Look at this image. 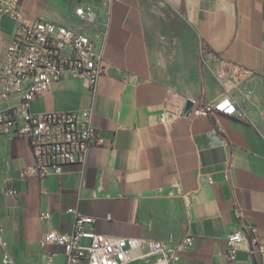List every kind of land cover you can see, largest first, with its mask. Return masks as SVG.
<instances>
[{"label":"crops","instance_id":"0c3cea01","mask_svg":"<svg viewBox=\"0 0 264 264\" xmlns=\"http://www.w3.org/2000/svg\"><path fill=\"white\" fill-rule=\"evenodd\" d=\"M27 22L79 28L91 6L93 31L107 28L111 63L94 90L64 77L32 101L35 113L92 108L103 139L86 163L60 174L23 176L28 139L0 136V227L19 264H67L64 246L43 243L71 231L74 206L100 233L160 239L181 264H264V0H20ZM20 22L0 16V62ZM248 68L251 72H244ZM226 72V80L219 73ZM230 93L235 115L195 114ZM15 187L17 195L6 191ZM238 210L241 214H238ZM45 214L47 218L43 217ZM248 239L233 259L227 235ZM260 238L254 253L250 233Z\"/></svg>","mask_w":264,"mask_h":264},{"label":"built area","instance_id":"2783aa9c","mask_svg":"<svg viewBox=\"0 0 264 264\" xmlns=\"http://www.w3.org/2000/svg\"><path fill=\"white\" fill-rule=\"evenodd\" d=\"M75 14L81 22L79 28L46 19L27 22L20 0H0V16L20 22L0 62V136L29 140L34 161L23 171V176L37 174L43 178L62 173L66 164L83 166L92 144L103 142L93 125L92 108L43 113L31 110L32 101L49 92L54 82L64 77L81 79L94 90L99 77L110 70L111 63L104 57L107 28L91 29L96 20L91 6H79ZM244 72L251 70L244 68ZM219 79L224 82L226 72H220ZM194 105L195 114L235 115L238 112L230 93L212 107L196 102ZM6 192L18 193L15 187ZM66 212L73 218L72 230H50L43 243L64 246L67 264H181L180 250L192 243L191 236L172 247L155 238L115 237L97 231L96 218L80 213L74 206L66 208ZM238 214H241L239 210ZM250 235L248 251L261 250L260 238L255 232ZM247 239L245 230L227 235L229 258L235 257L237 249ZM0 245L7 246L1 227ZM2 264L19 263L5 251Z\"/></svg>","mask_w":264,"mask_h":264},{"label":"water","instance_id":"95a60500","mask_svg":"<svg viewBox=\"0 0 264 264\" xmlns=\"http://www.w3.org/2000/svg\"><path fill=\"white\" fill-rule=\"evenodd\" d=\"M194 106V102L192 100H188L185 105V112H188Z\"/></svg>","mask_w":264,"mask_h":264}]
</instances>
